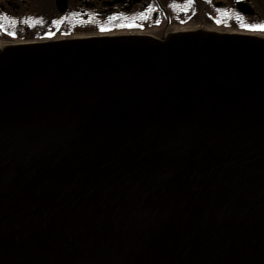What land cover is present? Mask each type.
Returning a JSON list of instances; mask_svg holds the SVG:
<instances>
[{"label": "water", "instance_id": "95a60500", "mask_svg": "<svg viewBox=\"0 0 264 264\" xmlns=\"http://www.w3.org/2000/svg\"><path fill=\"white\" fill-rule=\"evenodd\" d=\"M0 264H264V37L0 48Z\"/></svg>", "mask_w": 264, "mask_h": 264}, {"label": "flooded vegetation", "instance_id": "af4514ba", "mask_svg": "<svg viewBox=\"0 0 264 264\" xmlns=\"http://www.w3.org/2000/svg\"><path fill=\"white\" fill-rule=\"evenodd\" d=\"M262 3L263 0H68L62 12L57 0H0V35L14 34V43H41L104 34L150 36L156 30L165 39L210 20L264 24ZM240 4L253 14L241 12ZM100 27L112 30L93 31ZM21 36L30 39L22 40Z\"/></svg>", "mask_w": 264, "mask_h": 264}, {"label": "trees", "instance_id": "16d2710c", "mask_svg": "<svg viewBox=\"0 0 264 264\" xmlns=\"http://www.w3.org/2000/svg\"><path fill=\"white\" fill-rule=\"evenodd\" d=\"M207 23L218 24V25L220 24L221 26L225 25V26H227V28H230V29H236V30H240V31L250 32V33H264V30H258V29L253 30L249 27H246V25H258L257 22L251 21V20L239 21L237 19H232L229 22H226L224 20L221 22H215V21L210 20ZM101 29H105V30L102 31ZM111 30H112L111 27H100V29H93V31H98L99 33H107V32H110ZM86 31L90 32L89 30H86ZM0 38L11 41V40L17 39V36L1 34ZM20 38L22 40H29L30 39L29 37H25V36H21Z\"/></svg>", "mask_w": 264, "mask_h": 264}, {"label": "rangeland", "instance_id": "374dc122", "mask_svg": "<svg viewBox=\"0 0 264 264\" xmlns=\"http://www.w3.org/2000/svg\"><path fill=\"white\" fill-rule=\"evenodd\" d=\"M262 7H264V0H263V3H262ZM203 23L204 24H200L198 26H192V27H194L195 29H204V30L216 31V32L223 33V34H225V33H229V34H231V33H241V32H237L234 29H232V30H226L224 28H217V27L213 26L211 23H205V22H203ZM149 35L152 36V37H154V38L162 39L161 36H159L158 34H156V30L151 31ZM261 36L264 37V35H260V37ZM9 43L14 44V42H5V41L0 40V46H2V45H8Z\"/></svg>", "mask_w": 264, "mask_h": 264}, {"label": "snow or ice", "instance_id": "6c2138e0", "mask_svg": "<svg viewBox=\"0 0 264 264\" xmlns=\"http://www.w3.org/2000/svg\"><path fill=\"white\" fill-rule=\"evenodd\" d=\"M246 27H249L253 30H264V24H258V25H246ZM102 31L105 29H101ZM14 35V34H13Z\"/></svg>", "mask_w": 264, "mask_h": 264}, {"label": "bare ground", "instance_id": "6f19581e", "mask_svg": "<svg viewBox=\"0 0 264 264\" xmlns=\"http://www.w3.org/2000/svg\"><path fill=\"white\" fill-rule=\"evenodd\" d=\"M7 47H9V46H7V45H2V46H0L1 49H5V48H7Z\"/></svg>", "mask_w": 264, "mask_h": 264}]
</instances>
